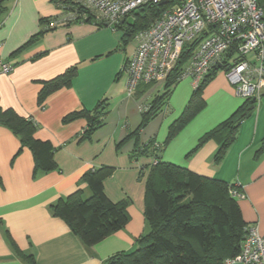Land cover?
<instances>
[{"label":"crops","instance_id":"crops-1","mask_svg":"<svg viewBox=\"0 0 264 264\" xmlns=\"http://www.w3.org/2000/svg\"><path fill=\"white\" fill-rule=\"evenodd\" d=\"M57 1L66 0H3L0 5V59L12 65L9 72L0 71V108L33 120L34 137L51 143L55 163L52 170H35L29 148L0 122V264H103L116 253L133 250L147 229L145 183L155 159L146 154L131 158V153L136 144L151 140L161 145L162 162L230 185L239 183L244 194L237 199L242 218L263 234L264 94L215 162L219 142L208 139L197 147L198 138L244 101L218 69L202 89L198 112L163 144L168 127L193 92L191 79L177 80L167 90L163 82L139 84L127 95L123 65L136 47L135 39L127 40L122 29L92 22L41 32L44 20L59 14ZM70 67L76 72L69 86L38 103L42 82ZM165 90L162 107L139 129V106ZM100 102L106 113L89 138L83 137L86 118L63 121L70 113L92 111ZM136 129V135L126 138ZM100 167L111 169L102 180L104 194L112 202L127 200L128 221L89 246L53 215L50 205L76 190L88 198L90 190L82 176Z\"/></svg>","mask_w":264,"mask_h":264},{"label":"trees","instance_id":"trees-1","mask_svg":"<svg viewBox=\"0 0 264 264\" xmlns=\"http://www.w3.org/2000/svg\"><path fill=\"white\" fill-rule=\"evenodd\" d=\"M2 1L0 0V5ZM256 1L263 10L264 21V0ZM164 7L157 4L140 7L132 13L131 20H125L116 28L124 30L127 40L134 38L139 30L150 25ZM48 20H44V24ZM49 29L43 28L41 32ZM35 37L33 36L30 41ZM189 54L190 46L185 45L177 63L163 82L166 90L178 80L177 77ZM218 69L221 68L212 67L199 86L193 89L184 111L168 127L163 144L175 136L198 112L202 89ZM75 72L76 67H70L62 74L43 81L37 95L38 103H42L49 94L69 86ZM149 84L151 83L144 85ZM166 94L167 91L155 96L146 105L148 108L142 111L139 129L159 111ZM254 108L255 100L245 99L227 119L203 133L198 138L196 146H200L208 139H216L219 146L214 161L218 162L235 138L242 119ZM105 113L104 102H100L92 111L70 113L63 121L78 117L86 118L87 128L83 137L89 138L93 130L101 124ZM0 122L19 138L22 145L29 148L35 170L45 172L55 168L54 147L49 141L34 137L37 125L33 120L19 116L11 109L0 108ZM137 131L138 129L129 133L126 138L136 135ZM153 145L154 140L143 145L136 144L131 153V158L146 154L155 159L145 183L144 216L147 229L136 239L133 250L116 253L108 257L103 264H223L225 258L239 253L247 226L242 218L237 198L229 194V188L233 185L199 175L181 166L162 162L159 160L161 145L159 148ZM261 149H264V142ZM110 172L109 167H100L87 171L82 176L90 190L88 198L83 199L82 191L76 190L50 205L53 215L62 218L70 231L85 245L97 243L121 229L128 221L127 200L112 202L103 192L102 180Z\"/></svg>","mask_w":264,"mask_h":264},{"label":"built area","instance_id":"built-area-1","mask_svg":"<svg viewBox=\"0 0 264 264\" xmlns=\"http://www.w3.org/2000/svg\"><path fill=\"white\" fill-rule=\"evenodd\" d=\"M161 0H67L57 1L59 14L44 28L87 19L94 24L108 23L116 28L120 20L145 5H160ZM164 9L139 30L136 47L126 60L125 92L132 95L136 87L164 82L177 63L185 45L190 54L177 79L190 78L196 89L212 67L221 68L234 94L243 100H255L264 92V21L256 0H167ZM12 65L0 59V71ZM146 105L139 106L142 111ZM154 147L160 145L154 142ZM237 199L244 197L239 183L229 188ZM240 251L223 260V264H264V233L256 225H247Z\"/></svg>","mask_w":264,"mask_h":264},{"label":"water","instance_id":"water-1","mask_svg":"<svg viewBox=\"0 0 264 264\" xmlns=\"http://www.w3.org/2000/svg\"><path fill=\"white\" fill-rule=\"evenodd\" d=\"M166 2H167V0H161L159 4L162 5V4H165ZM84 21L87 22V19H85ZM123 22H124V20H120V24H122ZM102 25L108 26V23L105 22Z\"/></svg>","mask_w":264,"mask_h":264},{"label":"rangeland","instance_id":"rangeland-1","mask_svg":"<svg viewBox=\"0 0 264 264\" xmlns=\"http://www.w3.org/2000/svg\"><path fill=\"white\" fill-rule=\"evenodd\" d=\"M127 20H131V17H130V18L128 17ZM160 90H161V89H160ZM241 99H242V98H241ZM255 111H256V109H255Z\"/></svg>","mask_w":264,"mask_h":264}]
</instances>
